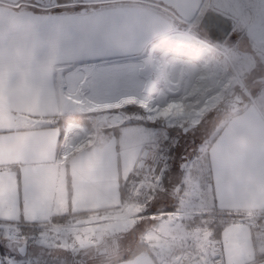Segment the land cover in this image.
I'll list each match as a JSON object with an SVG mask.
<instances>
[{"label": "rangeland", "instance_id": "1", "mask_svg": "<svg viewBox=\"0 0 264 264\" xmlns=\"http://www.w3.org/2000/svg\"><path fill=\"white\" fill-rule=\"evenodd\" d=\"M216 1L205 0L192 23L180 17L175 0H23L15 6L0 2V6L14 11L53 13L64 18V45L72 57L58 69L57 78L64 95L63 113L74 115L64 123V134L70 138L64 146L69 147L72 141L79 148L96 147L115 137L118 153L127 146L139 149L134 168L122 186L127 207L110 216L116 222L100 224L89 216L72 223L36 227L31 234L23 227H0L4 248L0 264L88 262L82 256L102 244L105 232H113L119 240L114 253L121 255L138 243H148L152 256L158 257L156 264L181 248L211 242L208 214L214 200L209 150L239 108L260 103L255 88H264V52L247 51V37L238 31L242 21L224 42L212 40L201 26L207 10L222 6ZM226 1L224 7L229 12L232 8L243 13L254 11L249 0ZM251 23L245 20L243 27ZM179 32L193 35L194 45L209 53L199 55L192 64L188 63L192 47L178 56L171 54L174 41L170 39ZM152 57L154 63L146 70L141 64H131ZM78 73L86 84L79 81ZM216 78L225 83L223 97L192 123L190 114L204 106L205 95L217 87L213 83ZM79 84L82 94L102 101L96 110L82 109L69 92ZM154 85V106L135 95L115 102L107 98L113 92L123 95ZM155 106L158 109L152 110ZM161 151L169 155L168 173L164 169L168 184L152 191L147 203L136 204L130 188L139 187L155 172ZM155 195L158 199L152 202ZM171 206L174 208L167 210ZM125 217L128 219L120 221ZM99 258L94 264H108L107 256Z\"/></svg>", "mask_w": 264, "mask_h": 264}, {"label": "crops", "instance_id": "2", "mask_svg": "<svg viewBox=\"0 0 264 264\" xmlns=\"http://www.w3.org/2000/svg\"><path fill=\"white\" fill-rule=\"evenodd\" d=\"M216 2L222 5L216 11L236 20L231 33L242 21L238 31L247 37V51L264 52V0H249L254 11L247 13L229 12L226 0ZM245 20L252 23L243 27ZM63 21L53 13L0 6V227H45L70 212H89L84 218L113 224L117 220L110 216L127 207L122 186L139 149L127 146L118 153L115 137L96 147L79 148L72 141L67 147L68 133L62 136L61 127L53 125L65 106L57 71L72 57ZM255 90L260 103L234 114L209 150L211 211L246 216L264 211V88ZM214 227H209L211 242L221 249L220 264H264L263 230L253 231L243 221ZM155 256L141 253L115 264H156Z\"/></svg>", "mask_w": 264, "mask_h": 264}, {"label": "built area", "instance_id": "3", "mask_svg": "<svg viewBox=\"0 0 264 264\" xmlns=\"http://www.w3.org/2000/svg\"><path fill=\"white\" fill-rule=\"evenodd\" d=\"M162 149L163 147L160 146ZM160 161H158L157 169L155 172L145 179L139 187L130 188L133 201L136 204H145L152 191L162 190L165 186V174L168 166V153L163 151L158 155ZM161 168V169H159ZM209 221L220 220L226 221H243L247 223L251 229L264 231V211L254 216H246L242 214H229L218 215L212 214L208 216ZM222 261L221 249L218 244L210 242L195 247L181 248L171 254L168 258L164 259L162 264H220Z\"/></svg>", "mask_w": 264, "mask_h": 264}, {"label": "bare ground", "instance_id": "4", "mask_svg": "<svg viewBox=\"0 0 264 264\" xmlns=\"http://www.w3.org/2000/svg\"><path fill=\"white\" fill-rule=\"evenodd\" d=\"M192 36L193 35H191L188 32H179V33H176L174 35L175 39L174 38L173 39H170V40H173L174 41L173 42L174 43L173 44L174 47L171 48L172 50L170 52L171 54L175 53L177 55V54H180L182 52L188 51L187 48H191L192 47V49L194 51L191 50V54H192L191 55V58L192 59L191 60H188V63L190 62L189 64L194 63L195 58L198 57L199 55L207 54V52H208V49H205V48L203 49V48H201L199 46L194 45V43L191 40V37ZM167 54H169V53H167ZM176 59H178V58L177 57L174 58V60H176ZM180 60L177 61V62H180ZM153 63H154V59L152 57V59L147 60L146 62H143V63L133 62L131 64L132 65H135L136 67H139V65L141 64L142 65V68L145 67L144 70H146V68L151 67ZM80 67H82V66H80ZM131 67H133V66H131ZM133 70H135V68ZM79 72H82V69L79 70ZM85 73H87V72H85ZM77 77H79L78 78V79H80L79 81L82 80L81 79V77H82L81 76V73ZM82 82L84 84H86L87 83V80H82ZM78 83H80V82H78ZM213 83L217 87L213 91L212 94L205 95L207 99H206V102H204L205 103L204 106L200 107L199 109H196V111H194L192 114H190V118L192 120V123H196L197 121H199V119L201 118V116L203 115V113L205 111H207L209 108H211L214 105H216L218 103V101L221 100V98L223 97L224 91H225V88H226L225 83H221L220 80L217 79V78L214 80ZM81 88H82V85L79 84V86H77V88H75L73 90H72V87H71L69 89V92L71 93L72 96H74L78 100L79 106L82 109L87 110V111L96 110L97 109L96 106L100 105L102 103V101L101 102H97L96 100H94V99H92V98H90V97L82 94L80 92L81 91ZM155 92H156V86L154 85L153 87H151V88H149L148 90H145V91L144 90H142V91H136V92H133V93L123 94V95H121L120 92H118V93L113 92L112 94L108 95L107 98H108V101L109 102H115V101H120L122 99V97H124L125 95H135L138 99H140L141 101H143L146 105H152V106H154L153 99H154V96H155ZM153 109L154 110H157L158 107L155 106L154 108H152V110Z\"/></svg>", "mask_w": 264, "mask_h": 264}, {"label": "trees", "instance_id": "5", "mask_svg": "<svg viewBox=\"0 0 264 264\" xmlns=\"http://www.w3.org/2000/svg\"><path fill=\"white\" fill-rule=\"evenodd\" d=\"M244 107L239 108L235 114L240 113L243 110ZM74 117V115L72 114H67V113H61L58 115H54V126H60L61 127V133L62 136L64 135V123L70 119H72ZM110 131H108L109 133ZM217 137V136H216ZM215 137V138H216ZM214 138V139H215ZM213 139V140H214ZM212 140V141H213ZM173 148L171 149V152H173ZM203 159H207V157L203 158ZM208 160V159H207ZM168 173V170H167ZM168 184V178H165V185ZM172 206L168 207L167 210H172ZM89 214V212H78V213H66V214H62V215H56L51 219V223L52 224H57V225H62V224H66L67 222L70 221V219L72 218H80V217H85ZM218 215L219 217H221L222 215H229L231 213H227V212H223V211H219L218 209H212L211 212H209V215ZM224 222L220 221V220H215V221H209V227L215 226L213 231H218L221 227L222 224ZM36 228V223H26L25 224V229H27V234H29L30 232H32L34 229ZM31 234V233H30ZM119 240L114 238V237H105L102 241V244L100 246H98V248H96L95 250L92 251V253L90 254H84L82 256V258H84L85 260H87L88 262H84V260H80L81 263L80 264H94L96 263V261H99L100 258L98 259V257L100 256H107L108 260L107 263L108 264H115L117 262H120L122 260H128V259H132L135 256H137L138 254L142 253V252H147L151 255H153L152 253V249L151 247L148 245V243H138L130 252L121 255V254H114L115 251H117L119 249ZM4 251L3 245L0 243V253ZM97 259H96V257ZM102 261V260H101ZM101 261L99 263H101Z\"/></svg>", "mask_w": 264, "mask_h": 264}, {"label": "water", "instance_id": "6", "mask_svg": "<svg viewBox=\"0 0 264 264\" xmlns=\"http://www.w3.org/2000/svg\"><path fill=\"white\" fill-rule=\"evenodd\" d=\"M23 0H0L8 5H18ZM205 0H176L175 6L180 17L192 23ZM236 24V20L216 10H207L201 20V26L207 30L209 37L218 42H224Z\"/></svg>", "mask_w": 264, "mask_h": 264}, {"label": "snow or ice", "instance_id": "7", "mask_svg": "<svg viewBox=\"0 0 264 264\" xmlns=\"http://www.w3.org/2000/svg\"><path fill=\"white\" fill-rule=\"evenodd\" d=\"M117 107H119L120 105H116ZM225 245H227V243H228V241H227V239L225 240Z\"/></svg>", "mask_w": 264, "mask_h": 264}]
</instances>
